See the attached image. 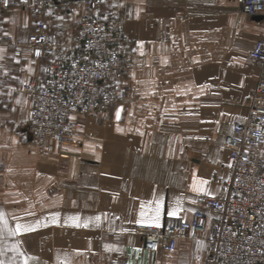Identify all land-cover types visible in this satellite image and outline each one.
Listing matches in <instances>:
<instances>
[{
	"label": "crops",
	"instance_id": "1",
	"mask_svg": "<svg viewBox=\"0 0 264 264\" xmlns=\"http://www.w3.org/2000/svg\"><path fill=\"white\" fill-rule=\"evenodd\" d=\"M142 3L146 9L155 1ZM159 5L165 12L166 4ZM26 10L25 18L32 21L35 14ZM132 21L126 22L125 30L135 38L141 32L143 37L141 43L132 44L136 67L139 63L144 67V83L148 78L149 86L142 91L160 95L167 88L156 85L155 79L173 73L164 64L182 54L176 48L168 55L154 54L167 44L159 41L156 46L150 40L154 25ZM23 24V32H0L4 42L0 47V213L4 215L0 261L24 264L27 257L28 264H203V240L183 238L173 250L152 252L144 247L134 226L136 222L157 225V207L159 226L173 210L185 218L197 209L208 211L203 195L218 194L228 177L230 148L224 137L233 130L229 110L221 105L201 106V116L212 126L222 109L221 128L207 151L186 167L178 154L167 150L165 128H175L176 120L171 126L155 113L176 111V107L160 102L133 101L110 105L98 113L74 114L82 143L56 151L39 149L31 140V101L21 88L31 78L48 77L50 68L46 59L27 51L21 57L13 53V41H26L31 29L26 21ZM156 62L158 69L152 70ZM150 75L154 76L152 85ZM17 224L31 230L13 236L10 230Z\"/></svg>",
	"mask_w": 264,
	"mask_h": 264
},
{
	"label": "built area",
	"instance_id": "2",
	"mask_svg": "<svg viewBox=\"0 0 264 264\" xmlns=\"http://www.w3.org/2000/svg\"><path fill=\"white\" fill-rule=\"evenodd\" d=\"M239 1L248 15H264V0ZM78 3L96 11L103 0H0V12L16 4L35 14L26 41H13L15 56L27 51L49 64L48 77L31 78L21 88L31 101V140L39 149L75 143L74 114L95 113L122 99L120 81L133 67L121 16L83 12L75 29L67 30L58 18ZM250 59L260 78L248 117L235 121L225 137L230 157L222 190L204 195L208 211L197 209L190 218L168 215L160 226L137 223L147 250H173L190 238L205 242L203 264H264V38L255 42Z\"/></svg>",
	"mask_w": 264,
	"mask_h": 264
},
{
	"label": "rangeland",
	"instance_id": "3",
	"mask_svg": "<svg viewBox=\"0 0 264 264\" xmlns=\"http://www.w3.org/2000/svg\"><path fill=\"white\" fill-rule=\"evenodd\" d=\"M154 1V5L144 9L142 0H103L102 6L96 11L78 3L74 9L65 10L58 19L64 21L67 30L75 29L78 17L83 12L90 14L97 12V15L101 16L117 15L124 19L123 30L128 38L126 53L133 67L120 81V88L125 96L114 104L149 101L160 102L171 108L176 107V111L155 113L157 117L160 116L162 120L170 122L171 126L176 120L175 128H165L167 150L178 154L183 166L186 167L193 158L207 151L212 144V138L221 128L222 109L217 112L212 126L211 122L201 116L204 114L200 109L202 105H221L227 112L229 110L232 128L235 121H243L248 117L249 107L260 78V70L251 62L250 52L255 42L264 38V17L255 19L248 15L239 0ZM161 3L166 4L165 12L160 9ZM14 6L6 12H0L1 33L4 30L23 32L21 27L25 26L24 21L28 29L32 27L33 20L30 21V17L25 18L28 14L27 10L23 11L24 9L19 5L15 8ZM130 20H133V23L144 20L154 25L155 29L151 31L150 40L156 41V46H159V41L167 44L163 47L159 46L160 50L157 49L154 54L168 55L173 48L182 54L173 62L164 64L170 66L173 73L159 79L161 82L155 79L156 85L167 88L160 95H146L142 91L144 86H149L148 78L144 83L142 79L144 67L140 63L136 67L132 44L135 41L141 43L143 37L141 32H138L135 38L125 30L126 22ZM151 66L154 67L152 70H155L158 63H153ZM207 71L208 76H205ZM133 73L137 79L133 78ZM154 75L157 77L156 74ZM152 77L154 76L150 75V85H152ZM191 114L194 115L192 120ZM77 124L75 143L68 144L70 146L82 143V139L77 136L78 121ZM230 132L226 133L225 137ZM137 223L147 222H136L135 232H137Z\"/></svg>",
	"mask_w": 264,
	"mask_h": 264
},
{
	"label": "snow or ice",
	"instance_id": "4",
	"mask_svg": "<svg viewBox=\"0 0 264 264\" xmlns=\"http://www.w3.org/2000/svg\"><path fill=\"white\" fill-rule=\"evenodd\" d=\"M202 183H207V181H203ZM200 191H204V189L201 188ZM155 213H156V215H155L154 219L156 221L157 226H159V224H158L159 214H160L159 207H157L155 209ZM176 214H177V211L176 210H173V211H171L169 213V215H176ZM3 219H4L3 213H0V220H3ZM4 224H5V226L7 225V221L6 220H4ZM85 226H87V225H85ZM30 230H31V227L30 226L17 224V226H16V228L14 230H10V234L13 235V236H15V235H17V233L27 232V231H30ZM21 255H23V253H21ZM0 264H3V262L0 261ZM24 264H28V258L27 257L24 258ZM66 264H67V262H66Z\"/></svg>",
	"mask_w": 264,
	"mask_h": 264
},
{
	"label": "water",
	"instance_id": "5",
	"mask_svg": "<svg viewBox=\"0 0 264 264\" xmlns=\"http://www.w3.org/2000/svg\"><path fill=\"white\" fill-rule=\"evenodd\" d=\"M253 17H254L255 19H261V18L264 17V15H263V14H257V15H254Z\"/></svg>",
	"mask_w": 264,
	"mask_h": 264
}]
</instances>
